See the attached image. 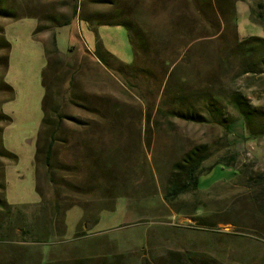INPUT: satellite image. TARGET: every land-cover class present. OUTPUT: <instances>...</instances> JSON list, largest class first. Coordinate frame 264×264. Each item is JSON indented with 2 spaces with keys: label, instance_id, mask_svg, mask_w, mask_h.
<instances>
[{
  "label": "rangeland",
  "instance_id": "obj_1",
  "mask_svg": "<svg viewBox=\"0 0 264 264\" xmlns=\"http://www.w3.org/2000/svg\"><path fill=\"white\" fill-rule=\"evenodd\" d=\"M8 1L19 16H60L70 14L74 0ZM167 2L160 1L157 12L144 16L148 27L162 34H167L171 6L175 14L198 9L189 0H173L166 8ZM81 9L88 16L108 14L110 8L81 0ZM205 19L197 16L190 35L194 40L189 50L179 49L175 68L184 70L191 60L196 74L205 75L227 48L252 38L264 41V0H209ZM36 28L30 17L0 18V36L10 44L4 81L13 92L7 102L9 94L0 93V110L11 120L0 123L1 138L15 156L1 159L5 200L12 210L10 222H15L4 226L7 238L0 243V264L14 251L22 259L30 256L33 264H159L168 252L185 251L209 254L222 264H248L264 237L258 236L264 212L254 198L264 183V135H251L231 108L229 131L159 112L165 90H179L182 73L166 87L167 79L160 85L148 82L128 89L115 69L116 61L129 65L134 59L121 26L101 24L92 30L76 16L67 27L35 33ZM55 49L63 81L71 79L77 91L96 98L100 111L92 116L65 109L86 125L96 118L99 123L89 131L64 123L63 135H85L80 145L82 168L56 144L55 165L63 171L54 168L47 174L42 164L34 163V154L42 120V71L46 55ZM4 55L0 51V60ZM255 55L226 64L218 83L224 94H245L258 112L253 128L264 121V70L234 81L230 68H249L241 64H253ZM199 144L210 151L204 170L221 165L199 179L197 190L189 189L170 205L164 196L172 170Z\"/></svg>",
  "mask_w": 264,
  "mask_h": 264
},
{
  "label": "trees",
  "instance_id": "obj_2",
  "mask_svg": "<svg viewBox=\"0 0 264 264\" xmlns=\"http://www.w3.org/2000/svg\"><path fill=\"white\" fill-rule=\"evenodd\" d=\"M91 4H100L108 6V14L84 15L81 9V0H74L71 5L69 15H60L46 12L36 14L29 12L27 14H16L12 4L8 0H0V18L20 19L21 17H30L36 20L37 28L35 33H39L47 28L67 27L71 24L74 17L78 16L80 22H84L90 29L94 30L95 26L110 25L121 26L126 32L133 50L134 59L131 64L126 65L116 61V73L123 80L128 89H137L140 85L151 82L154 85L163 84L166 79L165 87L177 73H182L183 77L179 78V90L164 93L159 112L169 116V118L180 119L186 122L221 127L224 131H229L232 119L227 113V108L235 111L240 119L245 123L251 135H264L263 124L253 128L251 124L257 118L258 113L250 104L245 94L237 90H230L227 94L221 92L218 85L223 75L224 67L233 61H241L243 57L251 58L255 55L256 61L253 64L242 62L243 67L249 68H230L234 69L231 80L236 81L238 78L248 74H256L264 70V41L251 39L252 42L240 41L234 47L227 48L225 54L218 55L217 59L212 61L213 68L203 75L201 72L194 71L193 62L189 60L187 68L179 70L176 67V59L179 49L187 48L193 42L190 38L194 29V21L197 16L205 19L209 0H189L195 6L198 5L196 13L174 12V6L169 9L168 23L165 32L162 34L158 28L148 27L144 19L146 13L157 12L161 6L162 0H87ZM173 0H168L166 8ZM182 0H175L177 4ZM11 6H10V5ZM147 6V7H145ZM198 14V15H197ZM196 15V17H195ZM205 22L207 20L205 19ZM47 25H42L44 24ZM2 33V32H0ZM10 44L3 36H0V51L5 52L4 57L0 60L2 64L0 76V93H8L9 97L6 102L12 100V88L5 83L4 78L8 68V52ZM57 50L47 54V64L42 71V87L44 95L42 99V120L41 129L36 140L34 154V163L42 164L47 174L53 173L54 168L63 171V168L56 167L55 157L53 155V146L59 144L74 163L82 168L80 158V145L84 141L83 134L63 135L64 123H71L77 129L93 128V125L99 123L98 118L94 119L95 123L86 125L80 119L65 114L66 108H74L93 114L99 113L98 100L88 98L85 94L77 91L71 79L67 83L63 81L58 68L59 61L54 56ZM205 55V54H203ZM254 57V58H255ZM149 66V67H148ZM260 67V68H257ZM214 68L217 70L215 71ZM180 71V72H179ZM196 77V78H195ZM65 84H67L66 87ZM63 88L60 97V90ZM60 98V99H59ZM101 100V99H100ZM102 101V100H101ZM109 106L108 103L104 104ZM150 114L146 116L149 123ZM264 120V119H263ZM11 120L0 110V123H9ZM2 128H0V243L7 238V230H3L6 224H10L11 207L5 200V174L2 168L1 159H13L15 156L7 151L2 143ZM72 147L71 152L68 147ZM210 157V151L206 144H199L187 151L180 160L175 164L172 173L168 179V187L165 191V200L172 205L175 198L189 189L197 190L199 179L212 171L217 165H212L204 170V163ZM226 166L229 165L225 164ZM229 167V166H228ZM55 171V170H54ZM88 180V179H87ZM89 182V181H88ZM263 187L255 194V200L264 212V183ZM15 221L11 223L13 225ZM3 230L4 232H1ZM31 230V229H30ZM260 234L264 236V226L260 228ZM261 236V235H260ZM264 240V237H260ZM22 259V254L14 251L13 256L1 262L2 264H33L30 256ZM35 264V263H34ZM74 264H80L76 261ZM144 264H148L144 261ZM159 264H222L216 258L203 252L185 251V252H168L160 259Z\"/></svg>",
  "mask_w": 264,
  "mask_h": 264
},
{
  "label": "crops",
  "instance_id": "obj_3",
  "mask_svg": "<svg viewBox=\"0 0 264 264\" xmlns=\"http://www.w3.org/2000/svg\"><path fill=\"white\" fill-rule=\"evenodd\" d=\"M253 256L248 257V264H264V240H260L254 247Z\"/></svg>",
  "mask_w": 264,
  "mask_h": 264
}]
</instances>
